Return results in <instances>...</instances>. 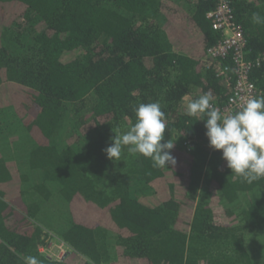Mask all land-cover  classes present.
<instances>
[{
  "label": "trees",
  "instance_id": "obj_1",
  "mask_svg": "<svg viewBox=\"0 0 264 264\" xmlns=\"http://www.w3.org/2000/svg\"><path fill=\"white\" fill-rule=\"evenodd\" d=\"M231 3L262 96L264 25L251 15L264 0ZM216 4L0 0V264H264V179L232 174L205 121L185 115L183 98L209 91L222 111L236 82L230 57L207 54L222 37ZM155 101L177 163L126 149L110 160L114 131ZM52 238L65 259L42 251Z\"/></svg>",
  "mask_w": 264,
  "mask_h": 264
},
{
  "label": "clouds",
  "instance_id": "obj_2",
  "mask_svg": "<svg viewBox=\"0 0 264 264\" xmlns=\"http://www.w3.org/2000/svg\"><path fill=\"white\" fill-rule=\"evenodd\" d=\"M251 22L264 25V16L253 12ZM185 115L205 121L206 136L213 150L222 151V158L232 174L252 184L264 179V95L251 96L233 112L225 113L214 104L212 93L196 98H183ZM135 123L126 130H113L112 143L104 149L113 161L121 160L123 150L149 158L154 167L177 163L172 155L175 140L164 141L168 125L158 101L139 103L133 107ZM163 141V142H162ZM24 264H41L35 256L24 258Z\"/></svg>",
  "mask_w": 264,
  "mask_h": 264
},
{
  "label": "built area",
  "instance_id": "obj_3",
  "mask_svg": "<svg viewBox=\"0 0 264 264\" xmlns=\"http://www.w3.org/2000/svg\"><path fill=\"white\" fill-rule=\"evenodd\" d=\"M207 17L211 20L213 29L220 32L222 36L218 42L208 48V56L222 59L230 57L235 65L236 82L227 104L222 108V112L231 113L249 97L261 96L262 94V91L251 76L255 61L249 56L251 49L248 46V39L243 27L235 18L231 0H217L216 6L208 11ZM226 71L227 68L225 67L221 72L224 73ZM53 239L55 238H52L43 249L45 251H51L57 246L63 252L61 256L50 253L46 254L50 258L58 260L65 259L69 255H67V251L71 252V249L65 242L59 239H57L58 242H55ZM65 246L68 250L64 248ZM58 249L55 250L59 252Z\"/></svg>",
  "mask_w": 264,
  "mask_h": 264
},
{
  "label": "rangeland",
  "instance_id": "obj_4",
  "mask_svg": "<svg viewBox=\"0 0 264 264\" xmlns=\"http://www.w3.org/2000/svg\"><path fill=\"white\" fill-rule=\"evenodd\" d=\"M1 118H3L2 119V121L4 122V120H5V122L6 123H4L3 124V122H2V124H3V126H5L6 127V131H5V133H4V136H5V139H7L6 137H9V138H12L13 139V137H12V134H13V132L9 129V125H8V118L5 116H2ZM12 120H13V118L12 117H10ZM7 128L9 129V130H7ZM17 144H18V142H17ZM17 144H15V145H17ZM55 242H58V240H57V238H55V239H53ZM66 250H68V248L65 246L64 247ZM55 249H58L57 248V246H55ZM55 249H52L51 251H45L43 248H42V250H43V252H45V253H50V254H52V255H58V256H61L62 255V253L63 252H61L60 251V249H58L59 250V252H57ZM64 249V250H65ZM68 254H70V251H67V255Z\"/></svg>",
  "mask_w": 264,
  "mask_h": 264
}]
</instances>
